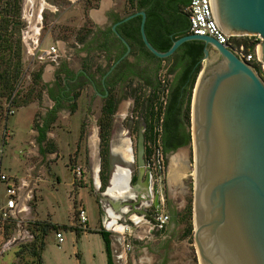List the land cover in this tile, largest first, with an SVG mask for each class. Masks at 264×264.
Instances as JSON below:
<instances>
[{"label":"rangeland","instance_id":"rangeland-1","mask_svg":"<svg viewBox=\"0 0 264 264\" xmlns=\"http://www.w3.org/2000/svg\"><path fill=\"white\" fill-rule=\"evenodd\" d=\"M43 1L45 2V0ZM43 1L21 0L20 17L24 23L21 29L25 28L26 19L30 20L32 12L35 13L38 7L41 8V5H44ZM47 2L55 3L59 8L58 10L62 9L63 12L61 13H65L58 16L57 21L48 27V22L53 18V15L43 11L41 35L47 32L50 37H54L64 31L63 33L68 36L72 37L73 35L75 37L78 30L76 23L84 20L82 19L84 1L74 0L70 5L66 4L67 1L64 0H48ZM45 4L47 5L46 2ZM32 26L34 27V24ZM50 37L49 40H51ZM39 45L44 47L43 42H40ZM23 49V75L18 84V88L21 89L19 94L31 85L35 87L34 93L37 90L38 86L30 82V73L38 65H41V81L45 84L40 88L39 100L34 98L26 104L16 106L10 103L9 99H1L0 172L8 174L10 178L14 179H16L13 177L14 174H22L27 177L32 172L34 175H38V178L36 184L31 186V197L27 202L28 211L19 212V220L0 218V264H24L29 258L25 252L16 255L15 250L23 240L27 239L26 224L28 220L32 219L56 223L43 235L44 246L41 250L40 264H77L74 247L83 249V242L82 238H75L74 231L69 228L72 226L77 228L80 225L77 219V210L84 206L82 195L86 196L85 194H87L85 207L89 224L97 222L98 211L95 202L99 198L101 200L104 198L103 195L98 198L97 190L100 188L98 187L94 191L90 182V164L99 161L96 118L99 115V106L103 94L98 87L92 88L89 84H83L81 90L80 88L77 89L81 93L80 111L76 113L70 111L71 108L66 100H62V107H56L51 95L56 92L55 82L60 79L55 81L53 72L58 70L57 67L62 63L69 70H75L80 66V59L72 52L61 59L62 55L58 53L57 49L52 58L39 59L35 54H28L25 47ZM163 72V69L160 68L158 76L162 77ZM256 72L264 78L261 71ZM129 84L125 81L124 87L115 88L118 99L112 113L110 146L117 142L121 135L128 137L133 160L124 164L116 159L115 163L123 167L127 166L130 171H134L136 131L138 126L143 125V121L136 110L137 108L132 106L133 95L129 91ZM134 84L132 82L130 85ZM10 108L13 109L11 113L8 112ZM39 120L40 125L46 120L51 121L47 122L44 139L37 143L35 126ZM77 131L78 136L75 139ZM93 134L97 136L95 141H91ZM92 152L94 153L93 156H91ZM173 160H177L178 165L185 168L183 177L176 180L171 179L170 175ZM26 166L29 168L26 169ZM75 166L79 167V174L75 173L73 169ZM152 176L153 182L156 183L158 192L162 196L160 208L172 215V218H169L165 225V229L171 237L170 240L161 242L155 235H142L141 238L136 239L138 240L136 248L152 249L151 252L155 253L152 264H156L157 255L162 252L164 247L166 256L162 264H197L192 234L191 237L189 234L182 235L184 222L178 220V215H175V212L183 210L187 198H192L190 146L184 144L172 152L168 151L165 158L162 159L159 174L152 172ZM78 186H85L80 195H77ZM4 199V185L0 182V206ZM143 208L147 210L145 206ZM142 217L146 219L145 216ZM61 224H65L66 227ZM136 226L143 233L147 223L140 221L136 223ZM57 230L61 231L63 236V240L60 242H57L54 235ZM125 239L128 241V249H130L132 242L130 232H125ZM87 242L93 253L91 257L93 264H105L103 244L99 234L89 235ZM163 245L164 247H162ZM22 255L23 257H21ZM80 259L89 261L88 256L84 254L80 256ZM125 264H130V262L127 260Z\"/></svg>","mask_w":264,"mask_h":264},{"label":"water","instance_id":"water-1","mask_svg":"<svg viewBox=\"0 0 264 264\" xmlns=\"http://www.w3.org/2000/svg\"><path fill=\"white\" fill-rule=\"evenodd\" d=\"M208 4L222 32L259 35L255 52L264 72V0H208ZM137 12L141 41L157 57L170 55L186 39L203 42L186 126L192 161L191 224L197 264H264V78L207 32L180 35L167 49H156L144 31L145 12ZM142 131L143 125L138 126L135 183L129 182L130 169L126 166V183L137 189L132 196H122L121 203L135 206L141 202L134 211L148 214L143 206L150 202L160 209V194L144 162ZM115 167L116 163L108 164V183ZM143 171L144 178L140 180Z\"/></svg>","mask_w":264,"mask_h":264},{"label":"crops","instance_id":"crops-1","mask_svg":"<svg viewBox=\"0 0 264 264\" xmlns=\"http://www.w3.org/2000/svg\"><path fill=\"white\" fill-rule=\"evenodd\" d=\"M47 1L45 0L47 5H41V8L38 7L35 13L32 12L30 20L26 19L25 28L29 32H35L38 29L39 43L43 42L44 47H47L49 44H55L58 53L62 55L61 59H64L65 55H70V52H72L80 59L81 62L80 66L75 70H69L67 66L62 63V65L57 67L58 70L53 72L55 74L53 79L55 81L60 79L59 81L55 82L56 92L52 93L51 95L56 107H62V100H66L68 101L71 108L69 110L73 113H76L81 110V93L78 92L77 89L80 88L81 90L83 84H89L92 88L98 87L102 92L104 86L106 87L111 83L110 81L105 83V80H111L115 81V88H120L122 86L124 87L125 80L128 79L132 80L131 83H136L142 79L154 78L160 68L163 69L162 65L168 63L167 60L165 61L163 59H158L157 56H151L149 53H147V48L144 45V47H142L140 44L141 38L139 34V28L138 30L136 29L137 25L139 27L140 21V14L137 12L138 10H143L146 12V9H153L155 12L158 11L152 0H149L148 3L144 4L143 6L140 5L139 0H83L82 19L84 20L83 22L76 23L78 28L84 24L86 31L82 41H77L76 35L75 37L73 35L71 37L66 33H63L64 31H62L60 34H56L54 37H50L47 32L42 33L41 35L40 29L43 26L42 11H47L48 14L51 13L50 15H53V18L48 22V27L51 25V23L57 21L56 18L58 16L64 15L65 13H61L63 12L62 9L58 10L59 8H57L55 3H48ZM64 1H67L66 4L70 5L74 0ZM133 12L137 13L125 20H121L123 17ZM32 24H34L35 28L32 26ZM49 37L51 40H49ZM121 37L124 41H122ZM122 63L127 64V70H124L123 67H120ZM158 65L160 68H157ZM92 79H96V85L91 82ZM74 92H77L75 97L73 96ZM72 102H75V107H72ZM38 127H40V120L35 126V137L37 143L40 142L38 140ZM77 136L78 131L75 134V139ZM119 146L122 148L130 147L127 136L121 135L117 142L111 144L113 153L119 154L120 157L124 159L125 157H123L122 152L115 150V148ZM130 154L132 155L131 147ZM93 155L94 153L92 152L91 156ZM118 167L123 166L116 164L114 169L115 171L110 179V182L108 183L107 180V184L103 188H100V181L98 178L99 161H94L90 164V182L92 188L95 191L99 187L100 189L97 190V196L99 198L100 195H103L104 198L103 200L99 198L97 202H95L98 211L97 222L89 224L88 216L86 214L87 219L85 223L83 225L80 224L77 227V234H75V238H82L84 248L81 250L76 246L74 248L75 253L77 250H79L77 252L79 257L82 254L88 256L89 261H83L84 264H93L91 258L93 253L88 245L87 237L92 234H98L97 232L90 231L89 229L102 227L109 231L112 254L115 264H125L127 260L130 262V264H152L153 260L155 259V253H153V251L151 252L152 249L143 247L140 249L136 248V244L138 242L136 239L141 238L142 235H155V237H157V239H159L161 242L170 240V233L165 228L160 231L151 229L146 219L142 217L144 215L141 212L134 211L135 207H140L141 202L135 206H131L129 203H121L124 200L122 196L115 197L114 195L107 192V189L113 185L112 180ZM25 168L28 169L29 166H26ZM13 177L16 178L15 180L17 184L21 180L24 181V185L19 187L18 203H21L24 200L25 190L27 187L32 189L31 186L36 184L38 175H34L32 172H30L27 177L22 174H14ZM119 177L122 179H120L116 185L119 190H122L128 186L126 183L128 175L123 173ZM84 187L85 186L77 187V195L82 193ZM85 195L86 196L82 195V199L84 201L83 208L85 213H87L85 207V199L87 194ZM159 200L161 207V194ZM145 207L148 212L153 210V208L148 204H146ZM169 218H172V215H169ZM105 221H108L106 225ZM140 221H145V223H147L146 229L143 231V233H141L136 226V223ZM109 224H111V226H109ZM118 224H120L121 227L116 229L115 227ZM125 225L127 226L125 227ZM125 232L131 233L132 242L130 249H128L129 244L125 239ZM162 247H164V245ZM165 256L166 249L164 247L162 252L157 255L158 260H155L156 264H162ZM103 257L105 261L104 250Z\"/></svg>","mask_w":264,"mask_h":264},{"label":"trees","instance_id":"trees-1","mask_svg":"<svg viewBox=\"0 0 264 264\" xmlns=\"http://www.w3.org/2000/svg\"><path fill=\"white\" fill-rule=\"evenodd\" d=\"M148 1L139 0V3L143 6ZM187 2L188 0L183 2L182 13L184 16H180L183 18V23L173 28L165 24L163 17L158 11L146 9L144 31L148 41L156 49L165 50L170 45L172 39L188 33V17L187 12L184 10ZM20 9L21 0H0V114L2 98L9 99V102L16 106L26 104L34 98L39 100L40 88L45 84L41 81V65H38L30 73V82L38 86L37 90L34 93L35 87L31 85L19 94L21 89L18 88V84L23 75L22 57L24 50L20 38V30L24 24L20 17ZM43 17L42 11V19ZM136 29L138 30V25ZM85 31L84 24H82L77 30V41L83 40ZM241 39L246 44L249 42V39L245 36ZM140 44L144 47L142 41H140ZM202 48L203 42L199 39L183 40L170 55L158 57V59L167 60L168 62L162 65L164 71L162 77H159L158 73H156L154 78L142 79L134 85H130L132 80H125L126 83H130L129 91L133 95L132 106L133 108H137L136 110L141 115L143 121V158L149 157L153 147H158L163 158H165L168 151L174 150L177 146L184 145L189 141V131L186 129V126L189 124V99L199 66ZM146 51L153 56L147 49ZM252 66L256 71H260L259 65L256 63H252ZM120 67H123L124 70L128 69L126 63H122ZM157 68H160V66L158 65ZM161 78L163 79L162 81ZM109 81L111 83L106 87L104 86L102 90V93L106 92L102 96L99 115L96 118L98 126V178L100 188H103L107 184L109 176L108 149L111 137L112 113L115 110L118 99L115 81L105 80V83ZM76 95L77 92H74L73 96L75 97ZM72 107H75V102H72ZM50 121L46 120L38 127L39 141L44 139L47 122ZM133 179L134 177L131 178V180ZM190 199V197L187 198V203L183 210L175 212V215H178V220L184 222L182 235L189 234L191 237ZM150 206L153 208L152 204ZM55 225V222L48 220L32 219L27 221L26 228L31 236L23 240L15 250L16 255L22 252L28 255L29 258L24 264H40L41 250L44 246L43 235L49 228H53ZM61 225L66 227L65 224ZM70 229H73L74 233L77 234L75 226H72ZM89 230L97 232L100 235L106 264H115L109 231L102 227ZM75 256L78 259V264H84L77 252Z\"/></svg>","mask_w":264,"mask_h":264},{"label":"built area","instance_id":"built-area-1","mask_svg":"<svg viewBox=\"0 0 264 264\" xmlns=\"http://www.w3.org/2000/svg\"><path fill=\"white\" fill-rule=\"evenodd\" d=\"M184 10L187 12L188 17V33H200L204 34L207 32L208 35L214 37L218 42L222 43L224 46L232 49L236 55L249 62L256 63L259 65L260 71L264 76V72L261 65V60L256 57L255 44L259 42L260 37L258 34H226L222 32L214 23L208 0H188L187 4L184 6ZM39 30L35 32H29L26 28L20 30V38L25 47V51L28 54H35L39 59L45 57L52 58L56 54V45L49 44L47 47H40L38 39ZM246 37L249 39V42L246 44L241 38ZM252 42V44H250ZM163 79L161 78V81ZM13 109H8V112L11 113ZM163 155L161 154L158 147H153L149 157L145 159V164L150 168L151 173L160 172L162 167ZM74 171L76 174L80 173L78 166H75ZM0 182L4 185V202L0 206V218L8 219L15 218L19 220V212L28 211L29 205L28 201L31 197V188L27 187L24 192V200L21 203H18L19 199V187L24 185V181L21 180L19 183H16L14 178H10L8 174L0 172ZM98 186V185H97ZM148 205H151L149 202ZM146 217V221L151 229L162 230L165 228V225L169 219V214L162 211V209L156 210L153 207V210L148 212V214H143ZM77 219L78 223L83 225L87 219L86 213L83 207H79L77 210ZM108 221H105V225ZM111 226V224H109ZM27 230V229H26ZM28 237L31 234L28 232ZM57 242H60L63 239L61 231L57 230L54 232Z\"/></svg>","mask_w":264,"mask_h":264},{"label":"flooded vegetation","instance_id":"flooded-vegetation-1","mask_svg":"<svg viewBox=\"0 0 264 264\" xmlns=\"http://www.w3.org/2000/svg\"><path fill=\"white\" fill-rule=\"evenodd\" d=\"M153 4L157 7L158 12L160 13V15L163 17L164 22L167 26L173 28V27H178L179 25H181V23H183V18L180 17L181 15H183L182 13V9H183V2L185 0H152ZM91 82L96 85V79H92ZM101 94L104 95V92ZM102 95V96H103ZM111 140V139H110ZM119 154H114L111 146H110V141H109V149H108V164L109 163H115V160L119 158ZM147 158H144V161ZM132 155H131V159L127 160V162H122L124 164L132 161ZM134 161H135V157H134ZM117 164V163H116ZM130 175H129V182L131 183H135L136 182V174H137V165H136V161H135V169L134 171H130ZM134 177L133 180H131V178ZM144 178V171L141 174L140 180H143ZM151 180L153 182V176L151 173Z\"/></svg>","mask_w":264,"mask_h":264},{"label":"bare ground","instance_id":"bare-ground-1","mask_svg":"<svg viewBox=\"0 0 264 264\" xmlns=\"http://www.w3.org/2000/svg\"><path fill=\"white\" fill-rule=\"evenodd\" d=\"M28 1H31V0H28ZM43 1V0H42ZM44 2V1H43ZM30 3V2H29ZM44 4H45V2H44ZM92 141H95V139H96V135L95 134H93L92 135ZM94 143V142H93ZM115 150H117V151H120V152H122V154H123V157H125L124 159H131V154H130V147H125V148H122L121 146H119V147H116L115 148ZM179 163H177V160H173V162H172V167H171V171H170V175H171V179H174V180H176L177 178H181V177H183V175H184V167L183 166H181V165H178ZM114 173V172H113ZM123 173H126L127 175H128V171H127V168L126 167H118L117 168V170H116V172H115V174H114V177H113V180H112V183H113V185L112 186H110L108 189H107V192L108 193H110V194H112V195H114L115 197H121V196H124V195H129V196H132V195H134V191H135V189H137V187H131V186H129V184H128V186H126L124 189H122V190H119V188L117 187V182H119V180L120 179H122L123 178V176H122V178H120L119 176L120 175H122ZM125 175V174H124ZM112 176H113V174H112ZM126 177V176H125ZM121 199V198H120ZM121 227V225L120 224H118V225H116V229H119Z\"/></svg>","mask_w":264,"mask_h":264}]
</instances>
